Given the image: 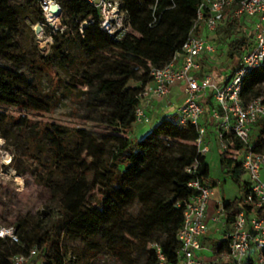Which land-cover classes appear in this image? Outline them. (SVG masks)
<instances>
[{
    "label": "trees",
    "instance_id": "16d2710c",
    "mask_svg": "<svg viewBox=\"0 0 264 264\" xmlns=\"http://www.w3.org/2000/svg\"><path fill=\"white\" fill-rule=\"evenodd\" d=\"M53 1L63 12V27L57 31L46 25L42 0H0V106L19 112L18 118L0 113V136L8 150L12 140L27 144L24 155L43 165L33 171L35 181L48 185L52 203L48 222L33 216L14 224L18 244L0 238V264H11L13 256L28 255L33 248L39 249L41 264H78L66 260L67 237L90 240L92 254L103 249L120 264H159L157 249L151 245L160 248L167 264H178L177 235L184 224L178 203L193 195L189 187L193 177L186 169L198 162L202 182L210 177L206 156L194 149L199 133L169 116L160 119L146 138L132 132L139 95L151 69L170 63L190 37L203 36L204 23L196 26L203 0H121L131 27L121 40L101 29L98 12L85 0ZM91 19L94 23L82 33L81 24ZM27 22L42 24L45 35L52 38L47 53L27 46L23 33ZM237 24L226 11L217 30L229 40L221 55L225 53L234 65L247 42ZM47 71L65 76V93L92 128L33 122L31 115L47 116L54 110L49 97L36 88L37 76ZM242 96L246 103L264 101V64L245 78ZM256 129L254 150L264 153V120ZM166 138L174 144L165 145ZM48 149L56 161H43ZM85 153L97 170L86 162ZM220 163L244 193L248 186L242 183L240 164L224 155ZM97 190L102 196L93 201ZM241 202L242 197L226 204L229 226Z\"/></svg>",
    "mask_w": 264,
    "mask_h": 264
},
{
    "label": "built area",
    "instance_id": "2783aa9c",
    "mask_svg": "<svg viewBox=\"0 0 264 264\" xmlns=\"http://www.w3.org/2000/svg\"><path fill=\"white\" fill-rule=\"evenodd\" d=\"M42 1L46 16L50 5L56 2ZM85 1L98 12L100 27L110 36L121 40L131 32L128 14L121 9L120 0ZM233 7L232 18L238 24L242 19L249 20L250 26L238 27V32L245 35L247 42L237 64L231 62L232 69L221 73L223 78H220L204 72L203 64L218 60L219 46L209 38L222 25L226 11ZM84 23L88 25L94 20ZM201 23L205 26V36L190 37L170 63L151 69L149 82L139 95L141 102L135 114L136 124H151V112L157 102L170 103L173 88L183 87L184 101L179 108L180 118L177 122L182 127H196L199 135L194 149L199 155L207 156L211 151L212 132L220 154L240 164L242 178L248 186L230 230L226 232L227 250L222 259L227 264H245L248 259H252L254 264H264V153L254 150L258 134L256 126L264 120V101L258 98L246 103L242 96L245 78L264 64V0H203L196 26ZM49 41L53 42L51 37ZM209 96L213 100L210 112L206 107ZM0 140V150L11 155L5 149L6 140L1 136ZM11 164L12 156L10 163L0 165L1 170L10 168ZM199 167V163L195 162L186 169L188 175L193 177L189 183L193 195L178 203L184 210V224L177 235L181 244L178 264H206L198 252L203 250L202 240L208 233L206 218L215 192L198 176ZM216 205V213L211 220L224 230L229 218L226 204L217 202ZM0 238L13 244L20 242L14 225H0ZM150 247L157 249L159 264H167L160 248L157 245ZM38 255L39 249L33 248L28 255L13 256L10 263L29 264Z\"/></svg>",
    "mask_w": 264,
    "mask_h": 264
},
{
    "label": "rangeland",
    "instance_id": "374dc122",
    "mask_svg": "<svg viewBox=\"0 0 264 264\" xmlns=\"http://www.w3.org/2000/svg\"><path fill=\"white\" fill-rule=\"evenodd\" d=\"M228 11L229 16L232 17L235 9L233 7ZM62 17L63 15L60 17V26L52 27L48 23L45 16L46 25L51 28L52 31H57L63 27ZM240 25L241 28L244 26L249 27V20L242 19L241 22L237 24V28ZM85 26L86 25L83 22L81 24V28ZM36 28L40 29L42 32L41 35L38 34ZM31 31L33 33H31ZM23 33L26 37L27 46L29 48H34L36 46L43 53H47L49 51V47L52 43L49 41L50 37L45 35L44 26L42 24L30 25V23L27 22L24 25ZM209 39L216 42V44L219 46V51L217 54L218 60H216V63H213L212 61H206L204 65V71L206 73L215 74L217 77L223 78L221 73L232 69V63L230 60H228V58L225 57V53L221 55V52H226V42L229 40L224 39L217 32ZM65 80V76L56 71H47L45 75L37 76L36 88L49 97L50 101L54 104V110L47 116L31 115L30 118L33 120V122L40 124L41 126L46 123H53L71 129L92 128L93 124L85 122L82 119V112H78L75 109V102L72 101L73 99L65 93ZM169 100L170 103H167L166 101L163 103V107L165 108L164 111L161 110L157 112L153 110L151 112V124H135L132 132L133 136L135 135L140 138H146L158 125L157 123L159 120L165 116H169L173 121H177L180 118L179 108L181 107L183 100L181 102L179 97L174 98L173 96L170 97ZM0 113L12 118H18L19 116L17 109L6 106H0ZM164 141L165 145L167 146H172L174 144L173 141L168 138L164 139ZM25 148H27L26 143L12 140L10 150L7 149V145L5 144V149L11 155L8 157V154L2 152L3 163L0 161V165L10 163L11 156L12 164L9 166L10 168L6 167L3 170H1L0 166V225H14L24 221L25 217L30 219L33 216H39L42 220L48 222V216L46 213L52 208L49 187L47 184L40 185L35 181V172L38 170V168H41L42 164H39L36 161V163H34V157H26L24 155ZM56 157L57 156L53 153V151L48 149V151H46L43 156V161H56ZM207 158L211 169L209 182L216 183L215 185L211 184L214 188L216 198L222 200L223 197H225V199L229 201H235L237 198L242 197L243 192L241 191L240 186L234 182L231 175L226 173V170L221 166L220 157L214 145H212V152L208 154ZM84 159L94 170L98 169L93 158L88 153L84 154ZM17 166L21 169H27L28 171L26 173H19L18 170L15 169ZM19 179L21 184L16 181ZM243 182L244 178H242V183ZM101 196L102 192L97 190L92 200L96 201L100 199ZM66 240L68 251L66 256L67 261L77 262L78 264H85L87 262H90V264H120L103 249L99 254H92L91 249L88 248L89 244H91L90 240L76 237H67ZM96 242L99 244L101 243L99 240H96ZM29 264H41V261H37V258H35ZM61 264H64V261H62Z\"/></svg>",
    "mask_w": 264,
    "mask_h": 264
},
{
    "label": "crops",
    "instance_id": "0c3cea01",
    "mask_svg": "<svg viewBox=\"0 0 264 264\" xmlns=\"http://www.w3.org/2000/svg\"><path fill=\"white\" fill-rule=\"evenodd\" d=\"M205 34H206V30L204 29L203 36H205ZM172 96L174 98L179 97L181 99V102H182V100L184 101L183 87L182 86L174 87L172 90V93H171V97ZM208 98L206 99V103H207ZM210 101L213 105L212 97L210 98ZM163 103H165V101L157 102V105H156L154 110L157 112L161 111V110L164 111L165 108L163 107ZM206 107H207V105H206ZM206 120H208V116L205 118V122H206ZM213 135L214 134L212 132H210L212 145L215 146L216 150L218 151L219 157L221 158L220 151H219L218 147L215 145ZM212 145H211L210 153L212 152ZM207 156H206V158H207ZM207 161H208V158H207ZM209 166H210V164H209ZM210 175H211V169H210ZM244 181H245V179H244ZM205 183L211 187H213L212 185L216 184L214 182L210 183L209 179ZM217 202H223L225 204H228V203L231 204L233 201H229V200L225 199V197H223L222 200H219L216 198V195H214V199L209 206L208 214H207V218H206L208 233L206 234V236L202 240L203 250L198 252V256L201 257L202 259H204L206 264H227V262L222 259L223 253L227 250V244H223V243L224 242L227 243L225 236H226V232H228L230 230V226L227 225L226 228L223 230L222 227L217 226L212 222L211 219L216 213V206H217L216 203ZM221 246H222V250L218 251L217 247H221Z\"/></svg>",
    "mask_w": 264,
    "mask_h": 264
},
{
    "label": "bare ground",
    "instance_id": "6f19581e",
    "mask_svg": "<svg viewBox=\"0 0 264 264\" xmlns=\"http://www.w3.org/2000/svg\"><path fill=\"white\" fill-rule=\"evenodd\" d=\"M46 18H47V21L48 23L52 26V27H59V24H60V16L58 15H53V14H50L49 12L46 13ZM36 30L38 31V34L41 35V31L39 28H36ZM2 143V141L0 140V144ZM8 157H9V154H8ZM0 161H2L3 163V155H2V150H0ZM7 161H8V158H7ZM7 163V162H6ZM14 173V172H12ZM19 184H21V181L20 179L19 180H16Z\"/></svg>",
    "mask_w": 264,
    "mask_h": 264
},
{
    "label": "water",
    "instance_id": "95a60500",
    "mask_svg": "<svg viewBox=\"0 0 264 264\" xmlns=\"http://www.w3.org/2000/svg\"><path fill=\"white\" fill-rule=\"evenodd\" d=\"M49 13L53 15H58L60 17L63 15L62 8L57 3L50 5Z\"/></svg>",
    "mask_w": 264,
    "mask_h": 264
}]
</instances>
